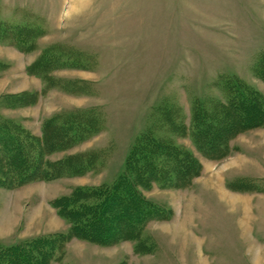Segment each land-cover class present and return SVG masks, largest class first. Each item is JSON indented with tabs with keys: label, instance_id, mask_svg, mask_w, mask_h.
I'll return each mask as SVG.
<instances>
[{
	"label": "rangeland",
	"instance_id": "rangeland-1",
	"mask_svg": "<svg viewBox=\"0 0 264 264\" xmlns=\"http://www.w3.org/2000/svg\"><path fill=\"white\" fill-rule=\"evenodd\" d=\"M0 22L10 27H36L35 33L41 35L34 41L37 49L29 53L11 47L7 40L0 42L4 64L0 100L7 95H40L32 105H0V116L36 135H41L46 119L60 112L84 111L99 117L102 124L97 135L52 156L59 159L95 151L101 164L98 170L18 189L0 188L1 246L66 233L69 225L57 215L51 201L76 187L111 185L124 171L138 138L148 131L156 137L174 138L202 164L208 163L212 168L204 180L216 175L222 181L225 161L238 153L264 161V151L256 147L263 144L256 136L264 135V128L241 137L238 142L245 152L236 139V151L214 161L199 153L189 137L175 136L165 115L161 121V110L172 111L178 116L173 117L176 125L189 126L196 102L224 100L219 82L225 77H238L264 93V82L253 74L256 58L264 51V0H0ZM45 50H53L61 62L46 71V81L27 72ZM252 146L256 149H250ZM253 174L257 177L226 178L227 189L264 194V177ZM241 178L257 185L241 184L234 191L228 188V183ZM144 193L174 211L173 222H152L144 233V240L156 246L152 253L136 255L132 241L103 247L73 239L53 264H184L178 250L179 238H183L176 215L190 197L202 202L204 217H198L197 227L192 223L189 231L206 236L209 247L211 237H216L219 247L213 260L217 264H253L237 222L229 220L225 206L219 203V190L193 184L183 191L155 186ZM258 230L257 226V240L262 239ZM188 255L193 264L195 254Z\"/></svg>",
	"mask_w": 264,
	"mask_h": 264
},
{
	"label": "trees",
	"instance_id": "trees-1",
	"mask_svg": "<svg viewBox=\"0 0 264 264\" xmlns=\"http://www.w3.org/2000/svg\"><path fill=\"white\" fill-rule=\"evenodd\" d=\"M35 32L36 27H10L0 22V42L7 40L23 53L37 49L34 41L41 35ZM54 53L42 52L27 72L46 81V71L61 63L60 56ZM2 65L0 61V68ZM253 74L264 82V51L256 58ZM219 86L224 100L196 102L189 126L176 125L173 117H178L177 113L161 110V121L165 115L175 136L189 137L199 153L214 161L226 159L236 151L233 142L240 135L264 128V93L232 76L222 78ZM46 90L43 88L42 93ZM39 96L37 92L7 95L1 98L0 105L19 108L35 104ZM101 130L99 117L80 110L60 112L46 119L41 135L0 116V188L18 189L35 182L82 177L98 170L101 164L95 151L59 159L52 156L80 145ZM203 170L199 158L187 147L174 138L156 137L148 131L138 138L127 156L124 171L111 185L76 187L70 194L51 201L57 215L69 225L66 233L0 245V264H53L73 239L103 247L132 241L136 255L152 253L156 246L144 240V233L152 222L171 221L174 211L148 198L144 191L155 186L162 190L190 189ZM241 184L257 185L241 178L228 183V188L239 190Z\"/></svg>",
	"mask_w": 264,
	"mask_h": 264
},
{
	"label": "crops",
	"instance_id": "crops-1",
	"mask_svg": "<svg viewBox=\"0 0 264 264\" xmlns=\"http://www.w3.org/2000/svg\"><path fill=\"white\" fill-rule=\"evenodd\" d=\"M0 49H3L0 47ZM6 51V50H5ZM9 54L13 53L11 50L8 51ZM1 53V52H0ZM255 130V131H261ZM247 132L239 136L236 143L244 151V148L239 144L241 137L247 135ZM256 139L261 141L263 144L258 145L262 152L264 151V135L263 133L257 134ZM256 149V147L252 146ZM264 157V154L263 156ZM263 162V163H262ZM263 165H262V164ZM204 172L201 177L195 181V186H202L205 188H213L219 190L221 195L219 203L225 206L227 211V216L229 220L234 218L237 222L236 226L240 229L242 238L245 239L247 245V251L252 258L253 264H264V194H239L231 192L227 189L226 178H236L239 176L257 177L253 173H260L259 178L264 177V161L261 158H251L247 154H236L233 158L227 159L225 161L224 171L225 176L222 181H220V176H213L212 180H204L208 176V172L212 168L208 163H203ZM247 172L249 174H247ZM202 184V185H200ZM202 202H198L195 197L186 198V200L181 203L180 212L177 213L176 218L178 219V233L179 238V252L182 254L181 260L184 264H189L190 260L188 254L192 251L195 254L193 264H217L216 260L212 258L219 246L217 245V239L215 236L211 237L210 247L207 246V237H200L195 234L196 232L189 231L191 226L197 227V218L200 219L204 216L202 215ZM200 211V213H198ZM179 214V215H178ZM198 214V215H197ZM173 220L166 222L171 223ZM165 223V222H164ZM193 223V225H192ZM257 226L259 229V235L262 239L257 240L255 238L257 232ZM263 227V228H260ZM165 232V231H164ZM177 233V232H174ZM184 243V244H181Z\"/></svg>",
	"mask_w": 264,
	"mask_h": 264
}]
</instances>
